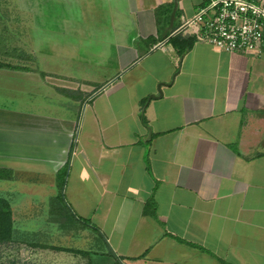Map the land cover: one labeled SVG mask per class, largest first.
<instances>
[{
	"label": "crops",
	"instance_id": "obj_1",
	"mask_svg": "<svg viewBox=\"0 0 264 264\" xmlns=\"http://www.w3.org/2000/svg\"><path fill=\"white\" fill-rule=\"evenodd\" d=\"M0 2L28 54L0 69L26 95L0 108L1 184L48 211L28 235L63 207L82 248L44 249L65 264H264V46L198 41L202 0Z\"/></svg>",
	"mask_w": 264,
	"mask_h": 264
},
{
	"label": "rangeland",
	"instance_id": "obj_2",
	"mask_svg": "<svg viewBox=\"0 0 264 264\" xmlns=\"http://www.w3.org/2000/svg\"><path fill=\"white\" fill-rule=\"evenodd\" d=\"M1 8L8 10V8H5V5L0 2V9ZM1 11L3 12L4 10L2 9ZM4 22H8L9 26L6 28L8 32H4L6 27ZM10 22L11 18L5 17L1 19L0 17V62L11 66L27 65L26 60L28 59V54L26 51L25 35L23 36L11 32ZM30 65L32 66L31 63ZM0 73L1 75L3 74L2 72ZM11 84L12 83L9 81L5 82L1 78L0 86ZM7 90L8 89L0 90V108L6 106L11 108L13 101L16 100L19 103L22 99L18 98L26 96L18 93L15 94ZM12 94H15L14 96H17V99H14ZM13 194L16 199L12 203L14 207H19L21 204L28 206L27 202L23 201L24 198L18 199L20 195L17 193ZM12 196L13 195L2 186L0 180V199L6 201L10 205ZM39 196L44 197V195ZM24 197H26V195ZM39 207V209L28 208L13 210L10 206L12 212L13 235L10 240L0 242V264H65L63 254H58V251L50 252V250L44 249V246L51 245L72 250L82 248L83 243L79 242L76 238L71 220L63 207L59 210L62 216L57 217L59 223H53L54 225H52L53 235H51V237L28 235V230L30 229L34 230L37 226L40 228L46 227L45 224H47L46 219L48 218V211L43 208L44 205ZM48 228L51 227L49 226ZM63 232L64 235L62 236ZM59 234L61 235L59 236Z\"/></svg>",
	"mask_w": 264,
	"mask_h": 264
},
{
	"label": "built area",
	"instance_id": "obj_3",
	"mask_svg": "<svg viewBox=\"0 0 264 264\" xmlns=\"http://www.w3.org/2000/svg\"><path fill=\"white\" fill-rule=\"evenodd\" d=\"M198 41L226 53L260 56L264 46V0H202L185 22Z\"/></svg>",
	"mask_w": 264,
	"mask_h": 264
},
{
	"label": "trees",
	"instance_id": "obj_4",
	"mask_svg": "<svg viewBox=\"0 0 264 264\" xmlns=\"http://www.w3.org/2000/svg\"><path fill=\"white\" fill-rule=\"evenodd\" d=\"M170 43L176 49L180 57H183L193 47L195 41L194 39H184L180 36H174L170 38ZM2 68L16 69V67L0 62V69ZM143 122L146 124L144 117ZM3 179H10V177L6 175L4 171L0 170V180ZM78 221L86 226H90L88 222L82 219H78ZM12 235L13 222L10 205L6 201L0 199V242L10 240Z\"/></svg>",
	"mask_w": 264,
	"mask_h": 264
},
{
	"label": "water",
	"instance_id": "obj_5",
	"mask_svg": "<svg viewBox=\"0 0 264 264\" xmlns=\"http://www.w3.org/2000/svg\"><path fill=\"white\" fill-rule=\"evenodd\" d=\"M163 85H160L158 87V95H152L148 98V103L151 101V100H155V99H159L162 97V92H161V88H162ZM149 137H150V130H149ZM148 137V138H149Z\"/></svg>",
	"mask_w": 264,
	"mask_h": 264
}]
</instances>
